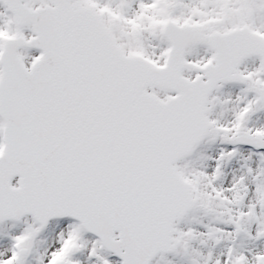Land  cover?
I'll use <instances>...</instances> for the list:
<instances>
[{"label":"snow or ice","instance_id":"6c2138e0","mask_svg":"<svg viewBox=\"0 0 264 264\" xmlns=\"http://www.w3.org/2000/svg\"><path fill=\"white\" fill-rule=\"evenodd\" d=\"M0 264H264V0H0Z\"/></svg>","mask_w":264,"mask_h":264}]
</instances>
